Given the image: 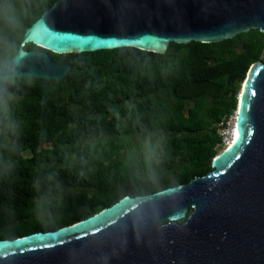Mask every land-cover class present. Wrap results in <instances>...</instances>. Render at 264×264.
Returning <instances> with one entry per match:
<instances>
[{
  "label": "trees",
  "instance_id": "16d2710c",
  "mask_svg": "<svg viewBox=\"0 0 264 264\" xmlns=\"http://www.w3.org/2000/svg\"><path fill=\"white\" fill-rule=\"evenodd\" d=\"M56 1L0 0L24 9L0 66ZM263 51L264 34L251 29L216 43H170L163 54L136 48L49 52L57 63L72 65L66 78L4 79L16 130L7 132L0 122V239L56 230L127 195L208 173L224 149L219 129L227 127L241 84ZM205 80L220 91L178 95Z\"/></svg>",
  "mask_w": 264,
  "mask_h": 264
},
{
  "label": "water",
  "instance_id": "95a60500",
  "mask_svg": "<svg viewBox=\"0 0 264 264\" xmlns=\"http://www.w3.org/2000/svg\"><path fill=\"white\" fill-rule=\"evenodd\" d=\"M251 29L264 34V0H58L0 66V96L4 79L66 78L72 65L49 52L163 54L170 43H216ZM220 89L194 81L177 93ZM235 111V138L205 175L127 195L56 230L0 239V264H264V58L248 70Z\"/></svg>",
  "mask_w": 264,
  "mask_h": 264
},
{
  "label": "clouds",
  "instance_id": "9594fccd",
  "mask_svg": "<svg viewBox=\"0 0 264 264\" xmlns=\"http://www.w3.org/2000/svg\"><path fill=\"white\" fill-rule=\"evenodd\" d=\"M23 19L24 9L22 7L17 8L14 4L7 2L0 4V52L7 54L10 51V38L21 27ZM9 99L10 97L0 96V122L5 131L14 133L16 124L7 109ZM144 147L150 159L152 155L150 141L146 140ZM176 215L179 217L182 213L178 212Z\"/></svg>",
  "mask_w": 264,
  "mask_h": 264
},
{
  "label": "built area",
  "instance_id": "2783aa9c",
  "mask_svg": "<svg viewBox=\"0 0 264 264\" xmlns=\"http://www.w3.org/2000/svg\"><path fill=\"white\" fill-rule=\"evenodd\" d=\"M235 118H236V111H234V115H231L228 123L231 121V124L229 125V127H220L219 129V135L221 136L222 139V144L224 145V148H226L228 146V143L231 139V132H232V124L235 123Z\"/></svg>",
  "mask_w": 264,
  "mask_h": 264
},
{
  "label": "bare ground",
  "instance_id": "6f19581e",
  "mask_svg": "<svg viewBox=\"0 0 264 264\" xmlns=\"http://www.w3.org/2000/svg\"><path fill=\"white\" fill-rule=\"evenodd\" d=\"M239 94H240V92H239ZM239 94H238V96H239ZM235 131H236V127H235V123H234V124H232L231 139L228 143V146L233 142V140L235 138Z\"/></svg>",
  "mask_w": 264,
  "mask_h": 264
},
{
  "label": "rangeland",
  "instance_id": "374dc122",
  "mask_svg": "<svg viewBox=\"0 0 264 264\" xmlns=\"http://www.w3.org/2000/svg\"><path fill=\"white\" fill-rule=\"evenodd\" d=\"M264 58V51H263V53H262V56H261V59H263ZM232 115H234V112H233V114ZM231 124V121L228 123V127H229V125ZM118 153H120V150H117V151H115V155H117ZM27 156H29L30 155V153H25Z\"/></svg>",
  "mask_w": 264,
  "mask_h": 264
}]
</instances>
